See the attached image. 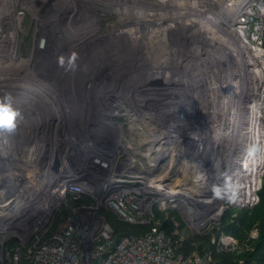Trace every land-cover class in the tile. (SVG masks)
Masks as SVG:
<instances>
[{"label":"built area","instance_id":"1","mask_svg":"<svg viewBox=\"0 0 264 264\" xmlns=\"http://www.w3.org/2000/svg\"><path fill=\"white\" fill-rule=\"evenodd\" d=\"M67 1L49 0V5L56 4L59 8L61 3H65L68 7ZM245 3V0L239 2L236 0L229 6L232 7L234 4V9L241 10ZM259 5L255 4L256 7ZM73 10L74 8L68 7L61 14L66 15L69 11L74 12ZM99 11L96 10L98 14ZM247 11L253 15L256 9L249 8L243 13ZM72 12L69 15H73ZM59 14L60 12L57 11L56 15ZM248 17L245 14L237 22L247 23ZM215 22L213 23L211 19V27L214 31H216ZM237 26L240 30L244 29L241 24ZM58 37L61 38L53 40L48 36L46 40L50 51L53 45L59 48L65 46L67 52L62 54L55 48L56 57L65 54L67 60L72 54L84 49L82 47L72 53L77 49L78 41L75 42V38L66 32L65 35L60 34ZM194 39H189L188 43L184 40L174 46L178 47V50L183 49L187 44L198 48L200 43L190 44V40ZM256 47L264 50L259 44ZM86 49L89 50L88 47ZM93 52L95 51L89 50L85 57L93 59L91 56ZM96 54L98 53L95 52L93 55ZM80 62L81 59H79V69L84 71L89 68V63ZM106 64L103 67L108 66L109 70L99 81L98 85L101 88L111 87L114 80L118 81V78L112 77L111 63ZM54 67L56 68L57 65ZM112 99H104V102ZM88 103L89 98L81 102L78 110L74 111L68 107L54 119L45 116L36 130L24 129L19 125L11 136V139L20 138L21 142L32 147L26 148L27 154L41 153L43 157L39 161H34L35 165H28V167L37 166L34 168L38 169L34 171V175L24 170L22 172L16 170L18 173H15L14 181L10 184L3 183L4 178L8 176L0 175L2 180L0 204L4 203L5 210L16 207L20 202H26V205L33 210L28 216H23L24 214L20 217L14 214L8 216L11 219L6 218L5 213L0 214L4 222L0 243L11 234L5 241L16 238L20 244L11 258L6 252V258L13 264H18L22 247L30 243V251L26 257L32 264H219L209 251L202 253L193 251L190 254L178 251L177 240L174 241L171 235L158 228L157 222H153L151 228L143 234H123L118 239L115 237L112 226L105 219L104 210L112 211L118 218L128 223L142 224L153 220L154 206L160 210L172 208L181 215L187 226L201 228L204 222L201 220H210L207 217L215 211L218 198L216 196L214 200L211 197L206 201L202 197L199 198L201 190H207L212 196L214 189L207 181L201 182V175H197V170H193L194 180L201 184L200 188L182 187L183 184L189 183L191 177L187 176V169L183 165L180 166V176L177 174L171 180L174 183L168 182L170 179L168 173L175 154L168 146H155L156 149H153L152 145L158 141L161 144L167 141L166 144L173 145L175 139L173 134L169 133V129L178 128L181 124L179 119L170 121L150 119L153 127L145 128V137L140 135L144 140L131 137L134 146L132 144L130 146L125 128L131 121L121 116L122 114L110 113L109 107L103 104L99 106L95 115L90 116ZM116 110L118 112L117 107ZM190 120L188 122L195 123ZM154 127L157 129L153 130ZM162 132H165L166 136H157ZM186 135L179 137L181 146L188 145L186 140L189 139ZM2 145L5 147L6 144L2 143ZM184 149L179 151L180 155L183 154L184 162L188 166L193 164L191 167H199V159L194 155V149L190 153L187 152L189 149L187 146ZM187 153L189 158L185 160ZM161 155H163L161 168L164 167L162 171L158 168ZM56 159L58 164L53 167ZM38 166L42 168L39 169ZM22 175L24 177H17ZM10 189L13 190L9 191ZM82 196H86L88 202H81L70 208L69 199L78 200ZM255 197L253 204L258 201L257 194ZM61 208H68V214L63 218L59 217L60 221L56 224L55 215ZM223 210L218 218L213 220L217 221ZM36 212L38 213L34 215ZM217 224L214 227L219 228ZM220 235L221 244L217 243L219 237L211 239L216 243L217 250L237 254L248 249L246 243H238L233 236L225 233ZM256 235L257 231L253 229L249 236L256 237ZM236 261L237 264L256 263L253 259L247 260L243 257L237 258ZM0 264H3V254Z\"/></svg>","mask_w":264,"mask_h":264},{"label":"rangeland","instance_id":"2","mask_svg":"<svg viewBox=\"0 0 264 264\" xmlns=\"http://www.w3.org/2000/svg\"><path fill=\"white\" fill-rule=\"evenodd\" d=\"M100 1L79 0L78 3L81 8L78 7L77 12L74 8L73 10L74 12L69 11L66 15L61 14L65 9L68 8L67 6H65L66 5L65 3H61L60 7L57 8L56 4L50 6L49 0H8L7 4L4 5L2 3L1 7L4 9L5 13H4V17H0V38L2 39L3 36L11 34L10 30L6 31L8 25L10 24L15 25L17 28H15V31L12 35V40H10L11 38H7L8 42H5V45L3 42L7 40H4L0 44V54H2V51L7 53L10 52L9 49L13 51L12 54L10 55V59H13L15 57V59L18 60L17 62H15L16 65L15 69L18 71V75L24 74L27 82V85L22 86L20 89H18V91L25 90L26 92H20L21 94L24 95L22 96L21 94L12 95V92L10 93L7 92V94H10L13 97V106L16 109H18L21 113V117L18 120V125L23 126L24 129H33V130L37 129L39 123L41 122V120H43L45 116L54 119L58 117L61 113L65 112L68 109V107L76 111L80 108L81 102L86 100L87 98H89L88 113L90 116L95 115L97 109L101 104L106 105L107 107H109V109L115 104L114 107L111 110L108 109V111L110 113L116 112V115L118 113L122 114L121 116H125V119L131 121L130 124H127L125 131L126 134L128 135V144L130 146L132 145L134 146L131 137L144 140V138H142L140 135L145 137L146 136L145 128L153 127V124H151L149 120L156 119V117H150V116L148 117V115L146 114L138 113L136 109H138L139 106H141L142 108L145 107L143 109H147V107L149 108L151 107V109L155 108L156 105H154L152 100L149 99L150 97H152V94L154 93H155L154 95H157L158 99L159 98L161 99V101L155 99L156 101L155 104H159L158 108H162V106H164L161 105L159 102L163 103L166 101L168 103L167 101L168 99H170V101H174L172 97L170 98L168 94H165L168 93V91H166L167 86L164 87V85L172 84L170 83L171 82L170 80H173L168 78V70L180 71V72L183 71L185 77L187 76L192 77L194 73H191V68L194 66L192 63V67L187 70V64L189 63V61L193 60L194 62H197L198 57L200 58L204 57L203 51L205 48V42L209 46H212V44L217 42L219 37L217 33L214 32V30L211 28V22H208L210 24L209 25L210 28L208 32L205 34L206 36L203 37H202V32L200 35H196L193 31H189L188 29H185V26H179V25L171 26L170 25L171 20H169L170 22H168L170 24H168L165 27L166 29L163 28L162 26H159V28L151 27L152 29L146 31L144 27H137V25H141L142 23H147V17H146L147 15H148V19L150 20L152 15L156 14L157 16V14H159L160 11L163 10L164 12L167 13L168 10H171L172 11L171 16L174 15L176 10H177L176 13L182 10V12L185 11V13L183 14H186V11L190 10V9L186 10V7L188 8L191 5L190 1L180 0L179 2H177L176 0L174 1L172 0H106L104 4H103L104 0L101 2ZM235 1L236 0H234V2ZM245 1L246 3L244 4L240 12H237L235 14V21H233L232 27L234 26L233 28L240 30V28L237 25L241 24L242 26H244V29L246 30L245 36L249 46H256L257 44L263 46L262 41L264 38V0H245ZM237 2H239V0H237ZM256 3L260 4L259 7L255 6ZM205 4L208 5L202 6L203 4L198 0V2L194 5V7L201 8L200 11H198V14L200 18H204V22L207 21L205 20L206 17L212 19V17H215L216 13L218 12L221 13L223 18L218 19V21L215 22L214 26L226 27L228 24H230L231 22L230 16H228L227 14H225V12L219 9V5L209 4L208 2ZM161 5L163 8L161 7ZM184 5L186 6L183 9H181V7ZM115 6L117 7V10H115ZM176 6H181V7H176ZM249 8L256 9V11L253 13V15H249L248 22L247 23L237 22L242 17L240 15L241 14L244 15L243 11H246ZM11 9H13V11H10ZM96 10H100L99 12L101 13L98 14ZM154 10H156V12ZM57 11L60 12L58 16L56 15ZM80 11H82L83 13ZM71 12L73 15H69ZM86 18L87 20H85ZM9 19L11 20L10 23H8ZM79 19L81 22L78 24L75 23L74 26V28L77 29L74 30L75 31L79 30V32L74 34V32H72L68 27L67 22L71 20V22L74 23ZM50 20H52L51 22H54V24L52 25L53 28L57 27L56 29L53 30L51 28L52 31H49L46 25L41 22L43 21L44 23L48 24ZM159 24L161 25V23ZM192 24L197 25L194 18H192V23L188 24L187 26ZM135 27H137V29ZM66 29H69V31H67ZM65 32L69 36L75 38L74 39L75 42L76 40L78 41L77 49H74L72 53H74V51L76 52L82 47L84 48L82 51L79 50L75 54L77 56L75 70L66 71L65 70L66 65L65 67L61 68L58 64L59 57L55 56V48L58 49V53L62 54L67 52L65 46L59 48L53 45L50 48L51 51L49 50V46H48L47 49L43 51L42 50L39 51L40 53L39 60L37 59L36 53H34L36 48H38L37 46L40 40L41 41L44 40L45 41L44 45H48V43L46 42V40H48V36H51L53 40L54 39L59 40L61 37L58 36L60 34L65 35ZM228 34L229 33L226 32L225 36L227 37ZM232 35L234 36V31L231 33V36ZM207 36L212 37L213 43L207 41L208 39ZM191 38H195L194 40H190L191 45L195 42L200 43L198 48L190 47L187 44L183 48L185 49V53H184L181 49L178 50V47L174 46L184 40H187L188 43V40ZM238 40L236 39L234 40L235 47L236 44H239L240 42ZM44 45L42 46V48L44 47ZM6 46L7 47L10 46L11 48L10 47L7 48ZM223 46L227 47V44L223 42L221 48H223ZM87 47L89 50L98 53L96 55H93L95 54V52H93V54L91 55L93 56V59L91 60L89 57L82 56L83 53L85 52H87L88 54L89 50L86 49ZM260 51L264 59V50L261 49ZM214 52L216 54L219 53L217 54L218 57H215L213 55V58L216 59L217 61L226 60L228 63V60H230L229 64L231 65L232 61L235 59L234 54L233 56L232 54L230 56L226 54L223 55L222 53L224 51L222 49H218V50L215 49L213 53ZM229 52L230 51L228 50L227 53L229 54ZM62 56L65 58V61L67 62L66 55L64 54ZM79 59H81L80 63L82 64L89 63L90 64L89 68L85 69L84 71L79 69L78 67ZM36 60L38 61V63H36ZM177 61H179L180 63L179 62L177 63ZM205 61L207 64L210 65L214 63L213 61L208 63L207 60L201 59V62H205ZM106 63H111V66H113L112 77L118 78V81L114 80L111 87L105 86L104 88H101L98 85L100 84L99 81L101 77L103 75H106L109 70L108 66L103 67V65H107ZM168 64H172L170 69L167 68L166 66ZM55 65H57L56 68L54 67ZM227 67L228 64L226 65L215 64L213 67H207L206 70L207 75L204 74L203 76V74L200 72L201 70H199V75L200 77L203 78L206 76L204 78L206 81L208 80L207 77H209V79L211 80L213 79L215 80L213 71L223 70L224 68ZM195 68L197 69V67ZM30 72L35 75V76L34 75L31 76V80L27 78V76H29L28 73ZM175 74L176 76H178V73ZM56 75L57 77H55ZM181 80L182 79H180L179 82L180 84L178 83L179 87H173V90L175 91L178 89L181 90V87L184 84L183 82H181ZM189 80L191 82V79ZM24 82L25 81L22 78H19V83H24ZM203 83L204 86L202 87L203 90H205L204 95H206V97L208 96L207 90L205 88L209 87L211 96H214L215 93L211 91V88L216 87L214 82L207 83L203 81ZM148 86H150V88ZM186 86L188 85L185 84V87ZM189 87H191L190 88L191 90L188 89L184 93L185 95L192 93L191 96H188V98L192 97L193 93L197 94L198 93L197 91H199L197 90L198 89L197 87H201V86H198V84L193 82L191 85H189ZM5 89H10V88H8V86L5 85V87H3V91H0V97L6 95ZM192 89L195 92L192 91ZM180 94L182 95V92ZM184 94L182 96H184ZM181 95L179 96L180 97L179 99H182ZM240 95H241L240 93H237L235 95V99L239 101L238 97ZM137 96H139V98H137ZM145 97L147 98V100ZM107 98H113V99L111 101L104 102V99ZM127 100L130 101L128 102ZM172 105L173 107H175L176 103L175 105L174 104ZM116 107L118 109V112L116 110ZM184 107L185 106H182V108ZM142 108L140 110H142ZM192 116L193 115H190L189 113L184 115L187 121L191 119L190 121L195 122L197 126L198 125L197 124L198 119L196 118L197 116H193V117ZM14 133L10 135L8 134V138L11 139V136ZM189 134L191 136L190 132L188 133V135ZM162 135L163 134H158L157 136H162ZM1 138H4L5 143H7L6 153L9 151V148H12L10 149V151L12 152L11 155L13 154V152L15 154L17 153L14 147L23 146L22 144L23 142H21L19 138H17L16 140L12 138L9 141L6 140V135L0 132V139ZM187 141L189 144L191 143V145H193L194 144L193 141H195V139L193 137V140L190 139V141L189 140ZM204 142L206 143L205 144L206 146H209L207 139L204 140ZM195 143L202 150L201 154L199 153L197 147L196 150L194 151L195 153L194 155L198 157L199 159L198 162L200 164L199 167L197 166L191 167L188 166V164L185 167L187 169V176L189 175L191 176L188 186L186 188L197 189L200 188L201 186V184H198L194 180L195 175L193 170H197L198 171L197 175H201L200 178L201 182L203 180L207 181L208 184L210 183V185H212L211 186L212 189L219 187V185L221 184L223 185V183H221L222 177L220 176V171H218L219 174L216 175L214 173V170H211V167L209 165L210 164L208 161L209 156L203 157L202 155V152L204 153V151H206V149L204 148L207 147H203L202 146L204 145L203 143L202 144H200V142H195ZM186 146H182V147H186ZM191 151H193V147H190L187 150L188 153H190ZM188 153L185 160L189 158ZM36 155H33L31 157L32 159L29 158L27 164H25V167L23 166L24 168L23 170L26 171L27 173H30L31 175H34V171L36 172L38 169L36 170L34 169L37 166L28 167V165H35L33 162L39 161L43 157L41 153H38L37 157ZM220 155L221 154L219 151L218 154H216L215 156L219 157ZM27 156H31V154L29 155L26 153V157ZM29 160H31L30 163ZM212 160H213V156H212ZM12 167L13 165L9 164L6 169L8 168L10 169ZM189 167H191L192 170L191 169L189 170ZM17 168L20 170L19 166H15L12 168V171L17 170ZM38 168L41 169L42 166H38ZM163 168L164 167L162 168L159 167V170L162 171ZM233 168H236V166L234 165ZM44 169H46L45 166ZM4 170L5 169L0 171V175L2 174L1 172H3ZM8 170L7 173H9ZM224 171L226 172V170ZM225 172H223V174L221 175H225ZM15 173H17V171H14V176H16ZM175 173L176 172H174L173 175L174 177L178 174ZM7 175L11 176L9 174ZM178 176H180V174ZM17 177H24V175ZM1 185H2V180H0V189H1ZM172 188L174 189V186ZM221 188H223V186H221ZM200 194L202 196L204 195L207 196L202 197L199 195V198L202 197L204 200H208L209 198L212 197L215 200L214 195L211 196L207 190H201ZM217 198L218 201L221 197L217 196ZM255 199L256 197L253 198L252 202H254ZM252 202L242 207H250L251 204H253ZM24 203H22L23 204L22 205L20 202L16 207H13L11 209L17 210V208L20 207L26 209V207H24ZM221 203H223L222 206L223 207L225 206V208L217 221L213 219H210L209 221L206 220L204 221L205 225L203 224L201 228L199 227L191 228L185 224L186 227L191 232V233L188 232L187 234L189 235L206 234L209 231H211L214 226H216L215 225L216 223H218L217 225L219 227L221 217L228 208L230 207L242 208L241 206L239 207L238 205H231L228 199H222ZM13 211H9V212L12 214ZM1 212H7L5 210L4 203L0 204V214ZM38 212L34 213V215L37 214ZM17 214L15 215L20 217L21 215L25 214V212H23L21 215L19 213ZM4 216H6V214ZM216 216H219V214H216ZM1 218H3V216L0 217V236H2L3 234L2 224L4 223L2 222ZM203 220L205 219H202L201 222H203ZM10 236L11 234L6 236V239L9 238ZM6 239H4L2 243H0V259H2V254H3V259L4 257L6 258V252L9 253L10 258L13 256V254H11L6 248V243L8 241V240L5 241ZM217 243L221 244L220 237L218 238Z\"/></svg>","mask_w":264,"mask_h":264},{"label":"bare ground","instance_id":"3","mask_svg":"<svg viewBox=\"0 0 264 264\" xmlns=\"http://www.w3.org/2000/svg\"><path fill=\"white\" fill-rule=\"evenodd\" d=\"M7 1L8 0H0V17H4V13H5L4 9L1 7V4L3 3L5 5L7 4ZM105 1L106 0L103 1V4L105 3ZM176 1L179 2L180 0H176ZM184 1H190L191 3V5L188 8L186 7V10L190 9L189 11H186V14H183L185 13V11L182 12V10L176 13L177 11L176 10L174 15L171 16V12H172L171 10H168V13L164 12L163 10V11H160V13L157 14V16L156 14L152 15L150 20L148 19V15H147L146 16L147 23H142L141 25H137V27H144L145 30L148 31L149 29H152L151 27L159 28V26H162L163 28H165L168 24L171 23L170 24L171 26L172 25L185 26V29H188L189 31H193L196 35H200L202 32V37L206 36L205 34L208 32L210 28L209 27L210 24L208 22H211V18L206 17L205 20L207 21L204 22V18L199 17L198 11H200L201 8L194 7V5L198 2V0H184ZM199 2L203 4L202 6L208 5V4H205L207 2L209 4L219 5V9H221L223 12H225V14L230 16V20H231L230 24H228L226 27H220V26L214 27L216 30L214 32H216L219 37L217 42L212 44V46H209L205 42V48L203 51L204 57L200 58L196 56L198 57L197 62H194L193 60L189 61V63L187 64V70L192 67V63L194 66L191 68V73H194L192 77L191 76L185 77L183 71L180 72V71L168 70V78L173 79V80H170L171 81L170 83L172 84H165V85L163 84V85L164 87L167 86L166 91H168V93H165V94H168L170 98L172 97L174 101H170V99H168L167 100L168 103L166 101L163 103L159 102L161 105H164V106L166 105V106L165 107L162 106V108H158L159 104H155L156 102L155 99H158V97L157 95H154L155 94L154 93L152 94V97L150 98L148 97V98L152 100V102L154 103V105H156V107L153 109H151V107L150 108L147 107V109H143L145 107L142 108L141 106H139V108L136 109V111L138 113L146 114L148 115V117L149 116L156 117V119L158 118L163 121L179 119L181 122L178 128L169 129V133H172L175 139V143L173 145L166 144L168 143L167 141H164L165 144H161L160 141H158L157 143L154 142L152 145L153 149H156V147L158 146L159 147L168 146L170 151H172L175 154L171 162L170 171L168 173V176L170 178L168 179V182L174 179V176H173L174 172L181 174L180 166L182 165L183 167L187 166V163H185L183 160V154L180 155L179 153L180 150L182 149L185 150L184 147L181 146V141L179 137H183V134H187L186 137L189 139V141L190 139L193 140V137H194L195 139V141H193L194 144L191 145V143L190 144L188 143L189 145L187 146V148L193 147L195 151L197 147L200 154L202 150L200 149L198 145H196L195 142H200V144L203 143L204 145L202 146L207 147V148H204L206 149V151H204V153L202 152V155L203 157L209 156L208 161L210 163L209 165L211 167V170H214V173L216 175L219 174L218 171H220V176L222 177L221 183H223V185L221 184L217 188V190L221 191V195H220L221 198L217 201L218 205L215 207V211L207 217V219H216L218 218L216 214H219L224 208L222 204L220 203L222 199H228L231 205L250 204L253 200V197H255L256 191L260 186L259 184H260L262 175L264 174V98H263L264 97L263 95L264 94L263 93L264 92L263 91L264 90V59L262 57V53H260L261 48L248 45L246 36H245V33H246L245 29L238 30V29L233 28L234 26L232 27L233 21H235V14L240 10V9L239 10L234 9V6H235L234 4L232 7H229L231 3H234V0H199ZM67 4H68V7L75 8V10L77 11L78 9L77 0H68ZM185 6L186 5L182 7L181 6H176V7H181V9H183ZM115 10H117L116 6H115ZM10 11H13V9H11ZM154 11L156 12V10ZM245 14H246V17H248V15H250L251 12L247 11L245 12ZM245 14L242 16H245ZM192 18L195 19V22L197 23V25L192 24V25L187 26L188 24L192 23ZM220 18H223V16L221 15V13L217 12L216 16L212 17L213 23L214 21H218V19ZM85 20H87V18ZM169 20H171V22ZM51 21L52 20H50L48 24L41 21L43 24L46 25L49 31H52L53 29L57 28V27L53 28L52 25L54 24V22H51ZM10 22L11 20L9 19L8 23ZM80 22H81L80 19L75 21L74 23L71 22V20L67 22L68 27L70 28L72 32H74V34L79 32V30L75 31L77 30L74 28L75 23L78 24ZM159 23H161V25ZM137 27L135 28L137 29ZM15 28H17L15 25H11V24L8 25L6 31L10 30L11 34L9 33L10 35L3 36L2 39L0 38V44L4 40H7V38H11L10 40H12V35L15 31ZM66 30L69 31V29H66ZM233 31H234V36L233 35L231 36V33ZM226 32L229 33L227 37L225 36ZM188 35H191V34H188ZM207 38H208L207 39L208 42L210 41V43H213L211 36H207ZM235 39L236 40L239 39L238 41H240L239 44H236V47L234 44ZM222 41L227 44V47L223 46V48H221L222 43H223ZM5 42H8V40L3 42L4 45H5ZM44 44H45V41L40 40L37 46L38 48H36V50L34 51V53H36L37 59H39V55H40L39 51L41 50L43 51L47 49L48 47V45H44ZM43 45L44 47L42 48ZM215 49L216 50L222 49L224 51L222 53L223 55L226 54L230 56L232 54L233 56L234 54L235 59L232 61V64L231 65L229 64L230 60H228V63H227L226 60L217 61L216 59H214L213 55L215 57H218L217 54H219V53L216 54L215 52L213 53ZM9 50L10 52L8 53L2 51V54H0V84H1L0 91H3V87L7 85L8 88L10 89H5L6 94L7 92L8 93L12 92V95L14 94L20 95L21 94L20 92H26V91L25 90L18 91V89H20L22 86L27 85V82H26V78L24 74L18 75V71L15 69V66H16L15 62H17L18 60H16L15 57L13 59H10V55L12 54L13 51L11 49ZM82 50L83 49H81V51ZM181 50L185 53V49H181ZM228 50L230 51L229 54L227 53ZM251 51L253 54L251 53ZM86 55H87V52L83 53L82 56L84 57ZM201 59L207 60L208 63H210L211 61H213L214 63L210 65V64H207L206 61L201 62ZM179 61H177V63ZM215 64L216 65L228 64V67L224 68L223 70H214L213 73L215 76V80L213 78H212L213 80H211L209 79V77H207L208 80L206 81L204 79L206 76L204 78L200 77L199 70H201L200 72L203 74V76L204 74L207 75L206 74L207 67H213ZM166 66L167 68L170 69L172 64H168ZM195 67H197V69ZM175 73H178V76H176ZM28 74L29 76H27V78L31 80V76L34 74H32L31 72ZM19 78H22L25 82L19 83ZM180 79H182L183 81L181 80V82L184 83L181 87V90L179 89L176 91L173 90V87H179L178 85L180 84L179 83ZM189 79H191V82ZM203 81L207 83L214 82L216 87L211 88V91L215 93L214 96H211L208 86H207L208 88H205L207 90L208 96L206 97V95H204L205 90H203V87H202L204 86ZM193 82L198 84V86H201V87H197L198 88L197 90H199L197 91L198 92L197 94L193 93L192 97L188 98V96H191L192 93H189L188 95H185L184 93L186 90L191 88L189 87V85H191ZM185 84H187L188 86L185 87ZM148 87L150 88V86ZM192 91L194 90L192 89ZM181 92H182V95L184 94V96L180 94ZM237 93L241 94L238 97L239 101L235 99V95ZM22 95L24 94H21V96ZM180 95L182 96V99H179ZM159 100L161 101L160 98L158 99V101ZM127 101L129 102L130 100H127ZM172 104H174L175 107H173ZM182 106H185V107L182 108ZM141 108L142 110H140ZM144 110H147V111H144ZM188 113L190 115L197 116L196 117L198 119L197 126L195 123H190V122L188 123V121H185L186 119L184 115ZM181 118H183L184 120H182ZM155 129H157V127L153 128V130ZM189 132L191 133L192 137L190 136V134L188 135ZM159 134H163L164 136H166L165 132H162ZM4 135H6V140H9V141L11 140L8 138V134L4 133ZM206 139H207V142L209 143V146L205 145L206 143L204 142V140ZM0 142L5 143L4 138H1ZM15 143H18V142H15ZM5 144L7 145V143ZM22 144L23 146L14 147L15 151L17 152L16 154L13 152V154L11 155L12 152L10 151V149L12 148H9V151L6 153L7 151L6 145L2 149V154L6 158L7 164H11L13 165V167L19 166L21 172L24 169L23 166L25 167V164H27L28 159L29 158L32 159L31 157L33 156L32 154L31 156L26 157V148L28 147L29 149H31L32 147L29 146L27 143H22ZM219 151H220V154L222 155V158H221V155L219 157L215 156L216 154H218ZM162 156L163 155H161L159 158L160 163H159L158 168L161 167V162L163 160ZM212 156H213V160H212ZM30 161L31 160H29V163ZM190 165L193 166L192 164ZM234 165L236 166V168H233ZM12 168L10 169L8 168L9 170L5 169L3 172H1L2 175H7V174L14 175V171L16 170L12 171ZM7 170L9 171V173H7ZM17 170L19 169L17 168ZM224 170H226V172ZM223 172H225V175H221L223 174ZM162 180H164V177ZM173 183L171 184V186L173 185ZM184 186L187 187L188 184H183L182 187ZM221 186H223V188H221ZM191 187H192V184H191ZM200 196L202 195L200 194ZM205 196L207 195H204L202 197H205ZM214 197L216 196L214 195ZM22 203L24 202H21V204ZM24 207H26V209L21 208V207L17 208V210L6 209L7 212H1V214L5 213L6 215L12 216L13 214L15 215L17 213L21 215L23 212H25L23 216L31 215L33 210L30 209L29 206L26 205V202L24 203ZM9 211H13V213L11 214ZM6 218L11 219V217H8V216ZM203 221H206V220H203Z\"/></svg>","mask_w":264,"mask_h":264},{"label":"trees","instance_id":"4","mask_svg":"<svg viewBox=\"0 0 264 264\" xmlns=\"http://www.w3.org/2000/svg\"><path fill=\"white\" fill-rule=\"evenodd\" d=\"M264 48V38L262 41ZM258 201L250 207L228 208L221 217L219 228L213 227L206 234H187L189 229L186 227L181 215L172 208L160 210L157 206L153 207V220L149 223L131 224L118 218L112 211L104 210L105 219L112 226L115 237L118 239L123 234H143L148 231L153 222H157L158 228L163 229L166 234L171 235L173 240H178L177 249L185 254L193 251L199 253L209 251L212 258L219 264H237L236 259L243 257L247 260L253 259L255 264H264V175L262 176L261 186L256 191ZM81 202H88L86 196L78 200L69 199V206L74 207ZM68 214V208H61L55 215L56 224L60 221L59 217H65ZM256 229V237H251L250 232ZM221 233L233 236L238 243H246L247 250L239 253L217 250L216 243L211 239L213 236L218 238ZM20 247L18 239L11 238L6 243L7 250L13 254ZM30 251V243L22 247L18 264H32L26 257ZM3 264H13L4 257Z\"/></svg>","mask_w":264,"mask_h":264},{"label":"clouds","instance_id":"5","mask_svg":"<svg viewBox=\"0 0 264 264\" xmlns=\"http://www.w3.org/2000/svg\"><path fill=\"white\" fill-rule=\"evenodd\" d=\"M77 56L72 54L70 58L65 61L63 56L58 58V64L60 67H65L67 70H75ZM21 117V113L18 109L13 106V97L10 94H6L0 97V132L6 134H12L15 132L18 124V120ZM213 193L215 196H220L219 190L214 189Z\"/></svg>","mask_w":264,"mask_h":264},{"label":"water","instance_id":"6","mask_svg":"<svg viewBox=\"0 0 264 264\" xmlns=\"http://www.w3.org/2000/svg\"><path fill=\"white\" fill-rule=\"evenodd\" d=\"M168 125H171L170 123H167ZM4 148V146L2 145V143L0 142V171H2L3 169H6L7 168V166H8V164H7V160H6V158L3 156V154H2V149ZM57 159L55 160V162H54V164L52 165L53 167H56L57 166ZM5 174H7V173H5ZM264 175V174H263ZM262 175V176H263ZM5 176H7V175H5ZM14 175H11V176H8V177H6V178H4V181H3V183L5 182V183H8V184H10V182H13L14 181ZM261 180H262V178H261ZM260 186H261V181H260V184H259ZM260 186H259V188H260ZM11 190H13V189H10L9 191H11Z\"/></svg>","mask_w":264,"mask_h":264}]
</instances>
